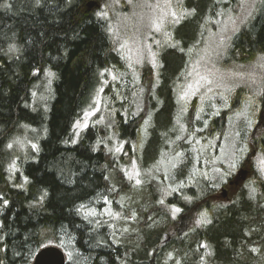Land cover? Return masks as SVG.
<instances>
[{"label": "trees", "instance_id": "obj_1", "mask_svg": "<svg viewBox=\"0 0 264 264\" xmlns=\"http://www.w3.org/2000/svg\"><path fill=\"white\" fill-rule=\"evenodd\" d=\"M84 1L0 0V264H31L35 253L49 244L64 251L68 264H152L159 232H138L132 244L115 243L118 220L140 207L121 205L120 189L99 167L107 164L121 174L123 161L134 156L140 169L147 170L179 134L183 138L169 153L175 155L184 142L191 147L169 180L172 195L165 204L179 209L170 244L199 250L202 260L208 256L212 264H240V248L264 247V183L255 180L253 192L241 183L232 188L227 203L216 202L209 159L211 147L215 155L223 143L226 120L237 101L202 129L195 130L192 121L180 128L173 120L170 75L175 64L184 67L188 50L211 29L218 11H226L235 0H185L189 13L172 35L177 45L161 55V85L153 89L148 80L141 90L132 86L137 91L129 84L108 83L101 96L112 129L92 123L74 140L73 125L95 106L103 75L120 67L107 22L84 8ZM262 58L264 0H258L231 37L222 64ZM154 95L161 97L158 109L153 108ZM141 102L143 110L136 108ZM146 120L150 124L143 130ZM114 136L126 142L120 153L111 149ZM251 145L263 152L264 133ZM65 156L72 162L67 171H59L56 163ZM153 182L151 178L147 185L156 198Z\"/></svg>", "mask_w": 264, "mask_h": 264}, {"label": "rangeland", "instance_id": "obj_2", "mask_svg": "<svg viewBox=\"0 0 264 264\" xmlns=\"http://www.w3.org/2000/svg\"><path fill=\"white\" fill-rule=\"evenodd\" d=\"M90 2L93 5L88 8L87 4ZM184 2L185 0L83 2L84 8L90 9L95 16L107 22L115 51L119 56L120 67L107 70L103 75L104 80L95 106L84 112L73 125L74 140L92 123L98 125L106 123L112 129L113 123L108 124L106 121L105 103L101 96L108 83L129 84L130 87L134 86L139 90L143 89V85H148V80L152 81L153 89L161 85L160 73L163 68L161 55L166 49L177 45L172 38L173 32L189 13L183 6ZM257 4L258 0H235L232 7L226 11L224 9L218 11L216 18L211 21V29L209 28L202 38L197 37L198 41L195 42L193 49L188 50L191 54L184 67L182 68L183 63L179 66L175 64L176 67L172 66L175 67V71L170 73L174 80L171 90V103L173 102L175 110L173 120L177 125L179 123L180 128H187L186 122L192 121L195 130L202 129L211 118L226 108L229 102L237 101V109L227 117L222 145L217 147L215 155L214 147H211L212 152L209 154L212 164L210 178L216 187L212 200L222 204L228 202L233 187L237 190L241 183H247L246 186L253 192L252 184L255 180L260 179L264 183L262 163L264 151L256 152L251 145L253 139L264 133V58L244 64H222L231 37L256 10ZM169 62L172 65L173 58ZM160 90L163 92V89ZM39 97L40 102L45 98L42 94ZM153 99L155 100L153 108L158 109L161 97L154 95ZM136 106L143 110L144 102ZM144 124L143 130L150 124V120H146ZM190 133L195 135L196 132ZM182 138L183 136L180 137L179 134L175 141L169 142L164 153L160 154L158 164L147 170L140 169L137 157L134 156L131 162H127V159L123 161L120 166L121 174L117 173L118 169L112 170L107 164L99 167L110 184L120 189L118 200L121 205L127 209L140 207L136 214L131 213L128 217L118 220L113 230L115 243L132 244L136 240L134 234L138 232H159L160 237L152 264H179L184 260L193 264L209 263L208 256L202 260L199 250L191 249L188 245L178 248L170 244L171 237L175 235L173 225L178 211L173 204H165L172 195L169 180L175 176L174 171L182 163L183 158H186L184 150H189L191 146L188 147L187 142H184L185 144L177 147L175 155L169 151L172 145ZM144 139L145 135H142L138 146L140 149L143 147ZM189 142L193 143L190 135ZM125 143L118 142L114 136L111 149L120 153L119 149ZM196 145L199 149L198 138ZM242 161L248 166H243ZM71 162L72 157L65 156L60 158L56 165L59 171H67ZM240 168L246 170L245 174H239L243 179L238 185H229V180L239 176L237 174ZM151 178L154 180L156 198L147 185ZM223 187L226 195L223 194ZM195 223L199 226V220ZM237 260L240 264H259L264 260V247L260 246L256 250L240 248Z\"/></svg>", "mask_w": 264, "mask_h": 264}, {"label": "water", "instance_id": "obj_3", "mask_svg": "<svg viewBox=\"0 0 264 264\" xmlns=\"http://www.w3.org/2000/svg\"><path fill=\"white\" fill-rule=\"evenodd\" d=\"M93 5V3H88L87 7L90 8ZM245 174L246 170H241V172L238 173ZM243 179V177H242ZM232 183L238 184V181H231L229 184ZM223 194L226 195L225 189L223 190ZM31 264H68L66 260V255L64 251L53 244L45 245L42 248H40L34 255L33 260Z\"/></svg>", "mask_w": 264, "mask_h": 264}, {"label": "flooded vegetation", "instance_id": "obj_4", "mask_svg": "<svg viewBox=\"0 0 264 264\" xmlns=\"http://www.w3.org/2000/svg\"><path fill=\"white\" fill-rule=\"evenodd\" d=\"M241 170H242V169L240 168V169L238 170V172H241ZM238 172H237V173H238ZM240 174H241V173H240ZM234 180H237V181H238V184H239V182H240V180H241V176H240V175H239V176H236L235 179H232V180L228 181V184H229V182H231V181L233 182ZM238 184L232 183V185H238ZM223 188H224V187H223Z\"/></svg>", "mask_w": 264, "mask_h": 264}, {"label": "snow or ice", "instance_id": "obj_5", "mask_svg": "<svg viewBox=\"0 0 264 264\" xmlns=\"http://www.w3.org/2000/svg\"><path fill=\"white\" fill-rule=\"evenodd\" d=\"M262 163H264V161H262ZM233 167H235V165H233ZM225 175H228V174H225ZM223 178V177H222ZM177 211H179V209H177Z\"/></svg>", "mask_w": 264, "mask_h": 264}]
</instances>
